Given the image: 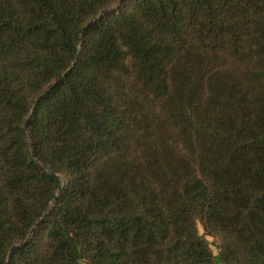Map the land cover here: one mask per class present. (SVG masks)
<instances>
[{
	"label": "trees",
	"instance_id": "obj_1",
	"mask_svg": "<svg viewBox=\"0 0 264 264\" xmlns=\"http://www.w3.org/2000/svg\"><path fill=\"white\" fill-rule=\"evenodd\" d=\"M119 1L0 0V264H264V0Z\"/></svg>",
	"mask_w": 264,
	"mask_h": 264
},
{
	"label": "water",
	"instance_id": "obj_2",
	"mask_svg": "<svg viewBox=\"0 0 264 264\" xmlns=\"http://www.w3.org/2000/svg\"><path fill=\"white\" fill-rule=\"evenodd\" d=\"M122 2H123V0H120L119 3H118L116 6H114L112 9H103V10L99 13V15H98L96 18L92 19V20L87 24V26L84 27V29L87 28V27H89V26H90V25H91V24H92L97 18H100V17H101L102 15H104L105 13H107V12H109V11L111 12V11L116 10L117 7H118ZM78 57H79V53L76 55V58H75V60H74V62H73V64H72V67L75 65V63H76ZM70 69H71V68H70ZM70 69H69V70L63 75V77H65V76L68 74V72L70 71ZM63 77H62V78H63ZM60 80H61V79H60ZM57 83H58V81L54 84V86H55ZM25 129H26L27 131L29 130L28 120L25 122ZM63 189H64V187H62V189L60 190V192H59L58 194H60V193L63 191ZM54 202H55V201H54ZM54 202H53L52 205L48 208V210L45 212L43 218L47 215L49 209L53 206ZM43 218L40 219V220L38 221V223L36 224V226H37V225L43 220ZM34 229H35V227L32 228L30 234L28 235V238H27L24 242L19 243V244H15L14 246H12V248L10 249L9 257L11 256V254H12L14 251L20 249L21 247H23V246L26 244V242H27V241L29 240V238L31 237V234L33 233Z\"/></svg>",
	"mask_w": 264,
	"mask_h": 264
},
{
	"label": "rangeland",
	"instance_id": "obj_3",
	"mask_svg": "<svg viewBox=\"0 0 264 264\" xmlns=\"http://www.w3.org/2000/svg\"><path fill=\"white\" fill-rule=\"evenodd\" d=\"M200 231H201V233L204 232L201 226H200ZM207 238L212 242V248H213V251H214V253L217 254V253L219 252V249H218V247H217V244L214 242V240H213L212 237L207 236Z\"/></svg>",
	"mask_w": 264,
	"mask_h": 264
}]
</instances>
